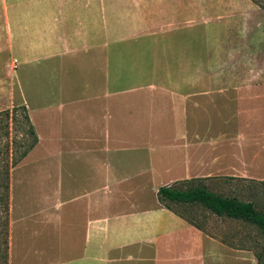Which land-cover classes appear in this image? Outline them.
I'll return each mask as SVG.
<instances>
[{
  "label": "crops",
  "instance_id": "obj_1",
  "mask_svg": "<svg viewBox=\"0 0 264 264\" xmlns=\"http://www.w3.org/2000/svg\"><path fill=\"white\" fill-rule=\"evenodd\" d=\"M181 1L0 0L9 27L40 28L39 56H18L23 105L38 143L15 169L35 164L37 151L58 156L55 198L47 196L52 204L38 222L56 221L62 264L264 261L257 244L222 241L158 198L161 187L174 184L264 177V133L261 152L252 153V127L243 146L240 131L213 130L234 120L241 87L207 79L210 59H231L264 42L257 6L237 0L212 23H194L191 1ZM133 41L137 50H113ZM16 42L10 33V45ZM146 58L167 60L168 82L124 81L123 63ZM15 191L10 175L9 264H17L16 244L37 217Z\"/></svg>",
  "mask_w": 264,
  "mask_h": 264
},
{
  "label": "rangeland",
  "instance_id": "obj_2",
  "mask_svg": "<svg viewBox=\"0 0 264 264\" xmlns=\"http://www.w3.org/2000/svg\"><path fill=\"white\" fill-rule=\"evenodd\" d=\"M191 1L192 15L191 19L194 23H201L204 18L213 19L217 15H224L229 6L236 7L237 0H182L181 3L187 4ZM257 6V21L259 24L264 22V0H250ZM173 4V3H172ZM3 6V5H2ZM178 8V6H177ZM0 112L4 110H12L16 106L24 104V96L19 86L18 74L22 70L21 60L19 55L26 54L32 57V51L36 50V54H40V28L35 27H9L5 20L8 19V12L1 10L0 13ZM190 18V17H189ZM199 28H194V38L197 35ZM10 33L17 39L10 45ZM220 33V32H219ZM125 35V33H122ZM199 35V34H198ZM211 36V35H210ZM256 38V37H255ZM138 44L133 42L114 43L113 50L122 49L130 51ZM243 45V44H242ZM137 50V47L135 48ZM135 50V51H136ZM134 51V52H135ZM131 56V54H129ZM14 59H18V68L13 70L11 63ZM119 62L120 60H115ZM126 61V60H125ZM167 60L146 58L127 59L123 63L126 74L123 73L124 81L130 84H139L144 82H168ZM35 67H41L40 63H36ZM209 82H219L223 84L237 85L241 87L242 101L239 107H236L234 112V120L229 117L226 122L218 124L213 130L223 131H240L241 143L244 145L246 140L245 132L249 127H252L257 133V139H251L252 148H255L252 153L261 152V140L259 136L264 133V42L256 43L254 49L249 52H241L231 59L213 58L209 61ZM197 77L194 76V81ZM17 82V83H16ZM39 78L35 79L34 84L40 83ZM240 110V116L238 113ZM239 116V120L237 117ZM21 119V116L19 117ZM225 126V127H224ZM12 134L17 140L22 139V133L25 125H16L13 123ZM18 131V132H17ZM249 131V130H248ZM248 141V140H247ZM8 142L6 137L0 132V151L5 150V144ZM17 147L15 148V150ZM23 147H19L16 151L20 152ZM37 154L32 161L35 164H27L26 167H21L16 171V167L24 164V160L16 167L11 169V181L13 180L16 187V197L28 198L27 209L37 217L35 220L28 222V236L25 234L20 236L21 242L16 244L17 264H62V252L57 249V223L53 221L50 225H45L38 222L40 211L48 204H52L56 190V174L58 156L46 154L37 151ZM258 159L260 154L255 155ZM243 159V156H242ZM257 159V160H258ZM32 167V168H31ZM259 169L258 165L256 166ZM264 172V162L261 165ZM260 171V170H259ZM2 172V170H0ZM252 178L247 180L225 179L217 183V186L210 184L207 189L215 194L223 197L236 198L245 202H253L257 210L264 212V177ZM4 174H0V264L5 263L6 239L8 238L9 248V221L10 213L7 205V193L1 187L4 183ZM199 186H205L204 182L196 181L192 184L178 185V188L192 189ZM10 193V190H9ZM52 200H48V197ZM47 197V198H46ZM10 200V199H9ZM24 205V204H23ZM173 209L194 224L201 227L222 241L239 242L257 244L264 249V238L261 231L256 227L242 220H237L229 217H220L208 210L201 204H171ZM8 209V210H7ZM24 208V211L27 210ZM55 215V210L53 211ZM8 235V237H7ZM8 255L9 250H8ZM72 252L65 251V256H71ZM8 256V264L9 262ZM68 264V263H66ZM73 264V263H69Z\"/></svg>",
  "mask_w": 264,
  "mask_h": 264
},
{
  "label": "trees",
  "instance_id": "obj_3",
  "mask_svg": "<svg viewBox=\"0 0 264 264\" xmlns=\"http://www.w3.org/2000/svg\"><path fill=\"white\" fill-rule=\"evenodd\" d=\"M21 116V119L19 118ZM25 125L22 133V139L13 138L11 125ZM6 137L8 142L5 144V150L0 151V174H4V183L1 187L5 189L9 201L10 190V172L22 162L38 143V137L32 124L28 109L25 105L16 106L12 110H4L0 112V132ZM18 132V131H17ZM19 147L23 149L18 152L15 150ZM196 181L188 182L192 184ZM185 185V183H183ZM182 185V184H180ZM158 198L162 206L179 215L193 226L201 229L187 217L175 211L171 204H201L208 210L220 217H229L242 220L253 226H256L262 233L264 238V212L257 210L253 202H245L236 198L223 197L215 194L207 189L206 186H199L192 189L178 188V184L172 186L161 187L158 190ZM9 208V204L7 205ZM8 210V209H7ZM8 237V235H7ZM259 264H264L261 256H258ZM8 264V238L6 239L5 263Z\"/></svg>",
  "mask_w": 264,
  "mask_h": 264
},
{
  "label": "built area",
  "instance_id": "obj_4",
  "mask_svg": "<svg viewBox=\"0 0 264 264\" xmlns=\"http://www.w3.org/2000/svg\"><path fill=\"white\" fill-rule=\"evenodd\" d=\"M18 65H19V61H18V59H14V60L12 61V63H11V68H12L13 70H15V69L18 68Z\"/></svg>",
  "mask_w": 264,
  "mask_h": 264
}]
</instances>
